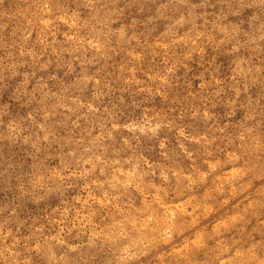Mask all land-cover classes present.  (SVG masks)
I'll list each match as a JSON object with an SVG mask.
<instances>
[{"label": "clouds", "instance_id": "9594fccd", "mask_svg": "<svg viewBox=\"0 0 264 264\" xmlns=\"http://www.w3.org/2000/svg\"><path fill=\"white\" fill-rule=\"evenodd\" d=\"M0 264H264V0H0Z\"/></svg>", "mask_w": 264, "mask_h": 264}]
</instances>
